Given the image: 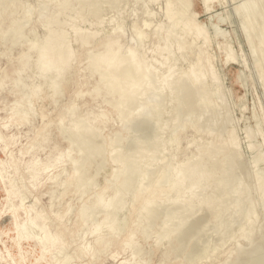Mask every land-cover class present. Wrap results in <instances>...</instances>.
Listing matches in <instances>:
<instances>
[{
    "label": "rangeland",
    "instance_id": "rangeland-1",
    "mask_svg": "<svg viewBox=\"0 0 264 264\" xmlns=\"http://www.w3.org/2000/svg\"><path fill=\"white\" fill-rule=\"evenodd\" d=\"M168 1L183 12H179V19L166 14L165 5ZM174 1H181L183 6ZM180 1L0 0V264H264V44L261 46V42H264V0ZM184 8L188 12L183 11ZM185 19H192L194 28L179 36L181 21H187ZM50 29H54L52 33L48 31ZM55 29L60 32H53ZM63 31L70 36V46L76 56L64 79L55 87V81L61 78L66 65L64 62H60L61 65H51L43 79L38 76L41 63L37 59L48 32L49 35H66ZM173 32L176 33L172 34ZM86 35H89V41L81 45L79 42L86 40ZM161 36L163 38L160 39ZM107 41L117 42L121 50L130 46L136 53L141 52L143 61L149 60L151 69L155 68L150 74L157 77L153 79L149 75L152 80L147 77L149 80L146 82L151 81V85L145 82L142 86H145V91L149 94L140 87L136 93L142 94H136L138 98L131 105L118 108L120 110L111 106V102L119 97L118 94L112 97L108 91H102L98 95L91 93L94 86L99 85L98 80L106 75V71L102 68L97 71L100 74L92 72L88 65L89 59L102 51L103 44ZM193 65L203 67L207 73L204 83L211 92L208 90L206 105L201 104L199 108L197 100L194 102L196 109L190 110L186 103L179 104L176 97L170 98L164 91H160L163 95H156L154 91L158 89L152 90L159 85L158 76L165 74V69L174 68L173 72L179 75ZM211 70L214 71V78H211ZM55 75L57 79L53 78ZM37 83L40 85L39 93L33 95L31 92ZM151 86L152 92L149 89ZM139 95L146 102L154 99V104H150L152 108L148 105L150 102L146 104ZM161 95L164 96L163 100ZM135 101L137 102L134 103ZM143 104L150 106V111L143 109ZM130 106L134 108L131 109ZM129 108L130 111H127ZM133 110L135 114L132 112L130 115ZM125 114L135 117L130 119ZM223 116H226V120ZM79 129H83L82 132L86 129L84 134L81 132L83 136L78 134ZM70 131H74L76 135ZM89 133H95L96 137ZM155 138H160V141ZM230 139L233 147L229 145ZM210 141L229 148L220 153L215 148L212 149ZM85 142L87 146L84 145ZM205 142L206 148L203 146ZM90 143L93 145L90 146ZM223 153L230 158L227 156L228 159H224ZM210 160L218 162V167L214 169L216 171L211 174L210 180L201 183L202 177L199 178L198 175L202 176ZM14 164L18 166L16 169ZM30 164H35V170L39 172L34 183ZM188 164L194 166L190 167ZM182 165L188 170L193 168V171L196 166L203 171L198 170V173H202L195 174L197 170H185L188 172L186 173L183 172ZM126 167L129 168L128 174ZM121 171L124 173V180L118 182L116 174ZM189 172L197 175L195 185L198 188L192 186L191 189L185 180ZM181 173L182 176H178ZM171 176L176 180H172ZM165 179L174 181L171 182L173 185ZM257 179H261L263 183H259L263 186H258ZM148 190H151L149 194ZM242 190H245L244 193ZM108 196H117V199L122 200L123 206L117 210L109 208L105 213L99 210L100 206H96L94 202L98 197L109 199ZM138 196H142L143 204L137 203ZM198 197L201 203L197 200ZM204 198H207L206 201ZM207 201L212 203L208 205ZM147 203L150 204L146 205ZM85 206L86 210L83 209ZM183 206V210L180 209ZM108 212L111 214L107 217ZM173 215L175 217L171 218ZM37 216L41 226H28V235L18 236L17 225L29 223ZM164 216L166 220H163ZM98 222L101 226L98 234L105 241L103 247L98 246L96 233L92 230L95 228L94 223L97 226ZM111 223H116V231L111 232L109 229ZM162 225L166 227L163 228ZM41 227L50 231V234L59 236V243L44 248ZM167 230L170 231L166 232ZM129 238L131 241L128 242ZM59 245H62L63 250L59 249Z\"/></svg>",
    "mask_w": 264,
    "mask_h": 264
},
{
    "label": "bare ground",
    "instance_id": "bare-ground-1",
    "mask_svg": "<svg viewBox=\"0 0 264 264\" xmlns=\"http://www.w3.org/2000/svg\"><path fill=\"white\" fill-rule=\"evenodd\" d=\"M67 1V0H66ZM79 1V0H78ZM81 1V0H80ZM83 1V0H82ZM127 1V0H126ZM157 1V0H156ZM167 1V0H166ZM180 1V0H179ZM185 1H187V0H185ZM87 2V1H86ZM104 2V1H103ZM121 2V1H120ZM120 2H119V5H120ZM136 2V1H135ZM174 2H177V1H174ZM181 2V1H180ZM180 2H177V3H179V4H181ZM183 2V1H182ZM44 3V2H43ZM78 3V2H77ZM185 3V2H184ZM262 3V2H261ZM66 4V3H65ZM79 4H80V2H79ZM100 4H101V2H100ZM178 4V5H179ZM94 5V4H93ZM107 5V4H106ZM113 5V4H112ZM118 5V6H119ZM185 5V4H184ZM186 5H188V4H186ZM263 5V4H262ZM44 6V5H43ZM82 6H84V5H82ZM180 6V5H179ZM181 6H183V4H181ZM189 6V5H188ZM111 7V6H110ZM114 7V6H113ZM124 7H125V5H124ZM73 8V7H72ZM77 8V7H76ZM107 8V7H106ZM181 8H183V7H181ZM185 8H186V6H185ZM183 9V11H185L186 9ZM189 8V7H188ZM93 9V8H92ZM109 9V8H108ZM115 9H117V8H115ZM115 9H114V11H115ZM45 10V9H44ZM87 10V9H86ZM63 11V10H62ZM79 11V10H78ZM77 11V12H78ZM95 11V10H94ZM103 11V10H102ZM101 11V12H102ZM187 11V10H186ZM86 12V11H85ZM118 12H120V11H118ZM165 12H166V14H169L170 16H171V18H176V19H179V9L177 8V6H175L172 2H170V1H168L167 3H166V5H165ZM182 12V11H181ZM180 12V13H181ZM188 12V11H187ZM73 13H74V10H73ZM79 13H81V12H79ZM78 13V14H79ZM103 13V12H102ZM115 13V12H114ZM148 13V12H147ZM183 13V12H182ZM77 14V15H78ZM57 15V14H56ZM64 15V14H63ZM82 15V14H81ZM115 15V14H114ZM165 15V14H164ZM186 15V14H185ZM189 15H191L190 13H189ZM70 16V15H69ZM103 16V15H102ZM118 16V15H117ZM168 16V15H167ZM263 16V15H262ZM56 17V16H55ZM64 17H65V15H64ZM82 17V16H81ZM110 17V16H109ZM166 17V16H165ZM183 17H184V15H183ZM72 18V17H71ZM75 18V17H74ZM85 18V17H84ZM94 18V17H93ZM107 18V17H106ZM168 18V17H167ZM180 18H182V16L180 15ZM186 18V17H185ZM69 19V18H68ZM73 19V18H72ZM71 19V20H72ZM80 19V18H79ZM112 19H114V18H112ZM189 19H190V16H189ZM187 20V19H185V20H187V21H181L180 23H181V28H180V32L178 33V35L179 36H182L184 33H187L189 30H193V28H194V26H193V21H191V20ZM53 20V19H52ZM63 20H65V19H63ZM77 20V19H76ZM103 20V18L101 19V21ZM110 20V19H109ZM115 20V19H114ZM181 20V19H180ZM23 21V20H22ZM68 21V20H67ZM72 21H74V20H72ZM82 21V20H81ZM113 21V20H112ZM18 22H20V21H18ZM65 22H66V20H65ZM89 22V21H88ZM56 23V22H55ZM61 23V22H60ZM94 23V22H93ZM103 23V22H102ZM101 23V24H102ZM21 24V23H20ZM54 24V23H53ZM68 24H69V22H68ZM87 24V23H86ZM95 24V23H94ZM99 24H100V21H99ZM45 25V24H44ZM50 24H48V26H49ZM55 25V24H54ZM66 25V24H65ZM75 25V24H74ZM101 26V25H100ZM47 27V26H46ZM87 27H88V25H87ZM17 28V27H16ZM15 28V29H16ZM52 28V27H51ZM81 28V27H80ZM79 28V29H80ZM14 29V28H13ZM60 29V28H59ZM197 29V28H196ZM8 30H9V28H8ZM17 30H19V29H17ZM16 30V31H17ZM21 30H23V29H21ZM52 30H54V29H52ZM52 30L50 29V30H48L50 33H52ZM56 31H53V32H57V30L58 29H55ZM81 30V29H80ZM88 30V29H87ZM111 30V29H110ZM160 30V29H159ZM14 31V30H13ZM12 31V32H13ZM60 31H61V29H60ZM59 30H58V32H60ZM79 31V30H78ZM78 31H76V32H78ZM84 31V30H83ZM86 31V30H85ZM90 31V30H89ZM195 31V30H194ZM19 32H20V30H19ZM23 32V31H22ZM48 32V37L47 38H45L46 39V42H45V44L43 45V47L42 48H40V50H39V58L37 59V61L39 62V63H41V72H40V74H38V76L39 77H42L43 78V76H45L44 75V73L46 74V72H47V69L51 66V65H54V64H57V63H59L60 64V62L62 63V62H64L63 64H65L66 65V68H64L65 70H61L62 71V76L61 75H59V76H61V78H59V80H56L55 81V87H57L59 84H60V82L64 79V76H65V73L67 72V71H69L70 70V68H71V62H73V60H74V58H75V53H74V51H73V49H72V47L70 46V36H67L68 35V33L66 34V31H63V32H65V34L66 35H64V34H60V33H62V31L60 32V33H58V34H60V35H49L50 33ZM73 32V31H72ZM79 32H81V34H82V30L81 31H79ZM87 32V31H86ZM91 32V31H90ZM155 32V31H154ZM157 32V31H156ZM199 32H201L200 31V28H199ZM89 33V32H88ZM92 33V32H91ZM176 32H173L172 34H175ZM10 34V33H9ZM15 34V33H14ZM13 34V36H15ZM17 34H18V32H17ZM55 34V33H54ZM57 34V33H56ZM95 34H96V32H95ZM98 34H99V32H98ZM138 34V33H137ZM140 34V33H139ZM169 34V33H168ZM245 34V33H244ZM19 35V34H18ZM22 35V34H21ZM80 35V34H79ZM85 35V34H84ZM91 35V34H90ZM177 35V36H178ZM248 35V34H247ZM82 36V35H81ZM87 36V35H86ZM86 36H84L85 37V39L86 40H84V41H82V42H79L81 45H85L86 43H88V41H89V35L87 36V38H86ZM92 36V35H91ZM93 36H94V33H93ZM159 36V35H158ZM169 37H170V35H168ZM174 36V35H173ZM198 36V35H197ZM250 36V35H249ZM248 36V37H249ZM45 37V36H44ZM79 37V36H78ZM175 38H176V36H174ZM21 38V37H20ZM81 38V37H80ZM160 39L161 38H163L162 36L161 37H159ZM172 38V37H171ZM178 38H180V37H178ZM263 38H264V36H263ZM12 39V38H11ZM246 39H247V36H246ZM34 40V39H33ZM32 40V41H33ZM72 40H73V38H72ZM77 40V39H76ZM168 40V39H167ZM79 41V40H78ZM81 41V40H80ZM139 42H140V40H138ZM169 41V40H168ZM177 41V40H176ZM178 41H180V39L178 40ZM264 41V40H263ZM34 42V41H33ZM73 42H75V41H73ZM32 43V42H31ZM175 43H177V42H175ZM174 43V44H175ZM250 43V42H249ZM139 44V43H138ZM172 44V43H171ZM253 44V43H252ZM263 44H264V42L262 43L261 42V46H263ZM35 45V44H34ZM166 45H167V43H166ZM176 45V44H175ZM178 48H179V46H180V42H178ZM182 45V44H181ZM32 46H33V43H32ZM42 46V45H41ZM170 46V45H169ZM252 46V45H251ZM258 46V45H257ZM29 47V46H28ZM31 47V46H30ZM33 47H35V46H33ZM33 47H31L30 49H33ZM36 47H38V46H36ZM168 47V46H167ZM256 47V46H255ZM259 48V47H258ZM263 48H264V46H263ZM166 49H168V48H166ZM36 50V49H35ZM170 50V49H169ZM172 50V49H171ZM262 50V49H261ZM264 50V49H263ZM173 51V50H172ZM153 52V51H152ZM169 52V51H168ZM259 52H260V50H259ZM262 52V51H261ZM141 53V52H140ZM140 53H136L135 51H133V49H132V47H128V48H126L125 50H121L120 49V46H118L117 45V42H109V41H107L106 43H104L103 44V50L102 51H100L94 58H90L89 59V63H88V65H89V67H91V69H92V72H96L97 73V71L99 70V69H102V68H104L105 69V73H106V75H104V77H102V75H99V77H102V78H100L99 80H98V82H100L99 83V85H97L96 87L94 86V88H93V90H91V93L92 94H94V95H98V94H100V93H102V91H108L109 92V96H112L113 97V95L115 96L116 94H118V98H117V100L115 101V100H111L112 102H111V106L114 108V109H118V108H120L121 106L123 107L124 105H128V104H130L131 105V103L133 102V100H136L137 98H136V94H140L141 92H137L136 93V91H138V89L140 88V87H142L144 84H145V82H146V80H149L151 77H152V74H150L151 73V70L153 69V70H155V68H153L152 67V69H151V67H150V61L149 60H147L146 62L145 61H143V55H141ZM154 53V52H153ZM175 53V52H174ZM169 54H170V52H169ZM263 54V53H262ZM261 54V55H262ZM184 55V54H183ZM230 55V54H229ZM171 56V55H170ZM173 56V55H172ZM260 56V55H259ZM263 56V55H262ZM22 57V56H21ZM25 57V56H24ZM26 58V61H27V57H25ZM154 58V57H153ZM200 58H202V57H200ZM232 58V57H231ZM263 58V57H262ZM164 59V58H163ZM166 59H168V54H167V58ZM165 59V60H166ZM206 59V58H205ZM156 60V59H155ZM198 60V59H197ZM158 61V60H157ZM168 61V60H167ZM174 61H175V58H174ZM174 61H172V62H174ZM177 61V60H176ZM199 61V60H198ZM193 62V61H192ZM167 63V62H166ZM62 64V65H63ZM174 64V63H173ZM24 65H25V63H24ZM61 65V64H60ZM87 65V64H86ZM152 65V64H151ZM56 66V65H55ZM154 66V65H153ZM60 67V66H59ZM63 67H64V65H63ZM172 67V66H171ZM38 68V67H37ZM53 68V67H52ZM175 68H177V67H175ZM158 69V68H157ZM157 69H156V73H157ZM170 68H168L166 71L164 70V73L165 74H163V75H161L160 74V76H158L159 75V73L158 74H156L157 76H158V79H157V82H158V86L157 87H155L154 89H152V86H151V88H149L150 89V91H151V89L154 91L156 88L158 89V90H155L154 92H155V94L157 95V94H162L163 95V93L165 92V93H167V95L171 98V97H176L178 100V102H179V104H187V106L189 107V109L190 110H192V109H196V106H195V104H194V102L195 101H197L198 100V105H199V108L203 105V104H205L206 105V101L208 100V96H209V93H208V90H210L209 92H211V89H209L208 88V86L204 83V78H205V75L207 74L206 73V70H204V68L203 67H194V65L193 66H190L189 67V69L188 70H186V71H184V72H181V74H179V75H177L176 73H174L173 72V70H174V68L173 69H171V70H169ZM178 69V68H177ZM179 70H180V68H179ZM59 71V70H58ZM178 71V70H177ZM55 72V71H54ZM53 72V73H54ZM152 72H154V71H152ZM159 72V71H158ZM176 72V71H175ZM211 72H212V74H210V75H212L211 76V78H214L213 76H215V74H214V71H212L211 70ZM210 72V73H211ZM163 73V72H162ZM48 74V73H47ZM97 74H100V73H97ZM154 74V73H153ZM149 75H151L150 76V78L148 77ZM37 76V75H36ZM49 76V75H48ZM217 76V75H216ZM55 77V79H57L56 77V75L55 76H53V78ZM147 77L149 78V79H147ZM52 78V77H51ZM153 79L155 78L154 76L152 77ZM157 78V77H156ZM155 78V79H156ZM44 79V78H43ZM159 79H161L160 81H158ZM216 79V78H215ZM215 79H213V80H215ZM150 80H152V79H150ZM212 81V80H211ZM53 82H54V80H53ZM151 83V81H147L146 83ZM154 82V81H153ZM156 82V81H155ZM154 82V83H155ZM216 82V81H215ZM214 82V83H215ZM219 82V81H218ZM1 83V82H0ZM149 83V84H150ZM153 83V84H154ZM213 83V82H212ZM38 84V83H37ZM152 84V85H153ZM217 84V83H216ZM220 84V83H219ZM51 85V84H50ZM148 85V84H147ZM151 85V84H150ZM157 84H155V85H153V86H156ZM218 85V84H217ZM215 85H213V87H214ZM219 86V85H218ZM145 87V86H144ZM144 87H142V88H144ZM149 87V86H148ZM39 88H40V85L38 84V85H36L34 88H33V90H32V92H31V94H33V95H38V93H39ZM219 88H221V87H219ZM59 89V88H58ZM56 90H57V88H56ZM55 90V91H56ZM60 90V89H59ZM146 90H148V88H146ZM214 90V89H213ZM61 91V90H60ZM143 91H145V88H144V90ZM160 91H164L163 93H161ZM217 91V90H216ZM146 92V91H145ZM152 92V91H151ZM220 92V91H219ZM61 93V92H60ZM106 93V92H105ZM144 93V92H143ZM147 93V92H146ZM145 93V94H146ZM212 93H214V92H212ZM216 93V92H215ZM218 93V92H217ZM142 94V93H141ZM147 94H149V92L147 93ZM155 94H154V96H155ZM219 94V93H218ZM81 95V94H80ZM153 95V94H152ZM162 95H161V98H162V100H163V97L165 96V94H164V96L162 97ZM166 95V96H167ZM212 95V94H211ZM221 95V93L219 94V96ZM138 96V95H137ZM140 96V95H139ZM142 96V95H141ZM140 96V98H142ZM145 96V95H144ZM165 96V98H167ZM111 97V98H112ZM145 97H148L147 95L145 96ZM144 97V98H145ZM216 97H218V95L216 94ZM223 97V96H222ZM136 98V99H135ZM175 98V99H176ZM195 98V99H194ZM143 99V98H142ZM141 99V100H142ZM146 99V98H145ZM148 99V98H147ZM174 99V98H173ZM217 99V98H216ZM219 99V98H218ZM217 99V100H218ZM154 100V99H153ZM153 100H151V102L149 103V102H146L144 99L142 100V101H145L146 102V104H148V105H150V104H154V103H152L153 102ZM160 100V99H159ZM220 100V99H219ZM110 101V100H109ZM142 101H141V103H142ZM173 101H175V100H173ZM172 101V102H173ZM222 101V100H221ZM137 101H135L134 103H136ZM164 102V101H163ZM176 102V101H175ZM178 102H176V103H178ZM209 103V102H208ZM223 103V102H222ZM172 104V103H171ZM170 104V105H171ZM196 104V105H197ZM202 104V105H201ZM134 105V104H133ZM140 105V104H139ZM144 105V104H143ZM143 105H142V108L144 109V108H149V109H151L152 108V105H150L151 106V108H150V106H146V105H144V107H143ZM176 105H178V104H176ZM223 105V104H222ZM183 106V105H182ZM210 106V105H209ZM224 106V105H223ZM121 107V108H122ZM131 107V109H133L134 108V106H133V108H132V106H130ZM138 107V106H137ZM137 107H135V108H137ZM156 107V106H155ZM158 107V106H157ZM184 107V106H183ZM211 107V106H210ZM140 108H141V106H140ZM170 108V107H169ZM173 108V107H172ZM177 108V107H176ZM175 108V109H176ZM181 108L182 107H180V110H181ZM187 108V107H186ZM214 108V107H213ZM220 108V107H219ZM127 109V108H126ZM143 109H141V110H143ZM148 109V110H149ZM226 109H227V106H226ZM118 110H120V109H118ZM123 110V109H122ZM137 111H138V109H136ZM140 110V109H139ZM140 110V111H141ZM155 110H157V109H155ZM163 110V109H162ZM180 110H177L178 112H180ZM218 109H215V111H217ZM220 110V109H219ZM224 110V109H223ZM124 111V110H123ZM127 111H130V108L127 110ZM127 111H126V114H127ZM137 111H136V114H137ZM147 111V110H146ZM150 111V110H149ZM158 111V110H157ZM209 111V110H208ZM132 112L134 113V110L133 111H131V113H130V115L132 114ZM144 112H145V110H144ZM156 112V111H155ZM154 112V113H155ZM181 112H182V110H181ZM207 112V111H206ZM229 112V111H228ZM122 113V112H121ZM139 113V112H138ZM146 113V112H145ZM150 113V112H149ZM217 113V112H216ZM124 115V116H128V115ZM135 114V113H134ZM148 113H146V115H147ZM159 114V113H158ZM209 114H210V112H209ZM218 114V113H217ZM224 114V113H223ZM130 115L128 116V117H130ZM169 115V114H168ZM171 115V114H170ZM173 115V114H172ZM177 115V114H176ZM180 115V114H179ZM212 115H214V114H212ZM229 115V114H228ZM105 116V115H104ZM218 116V115H217ZM219 116H220V114H219ZM132 118H134L135 117V115H133V116H131ZM130 117V119H132ZM157 117V116H156ZM174 117V116H173ZM177 117V116H176ZM176 117H174V118H176ZM188 117H189V115H188ZM206 117V116H205ZM214 117V116H213ZM224 117V116H223ZM226 117V116H225ZM225 117H224V119H225ZM228 117V116H227ZM82 117H80V119H81ZM166 118H168V117H166ZM191 118V117H190ZM211 118V117H210ZM231 118V117H230ZM126 119V118H125ZM124 119V120H125ZM138 119H139V117H138ZM143 119V118H142ZM165 119V118H164ZM163 119V121L165 122V120ZM168 119H170V118H168ZM209 119V118H208ZM207 119V120H208ZM84 120V119H83ZM82 120V121H83ZM128 121H130L129 120V118L127 119ZM134 120V119H133ZM132 120V121H133ZM136 120V119H135ZM144 120V119H143ZM148 120V119H147ZM156 120V119H155ZM202 120V119H201ZM200 120V121H201ZM226 120V119H225ZM230 120V119H229ZM79 121V120H78ZM77 121V122H78ZM81 121V120H80ZM85 121V120H84ZM131 121V122H132ZM160 121V120H159ZM173 121V120H172ZM171 121V122H172ZM211 121H212V119H211ZM86 122V121H85ZM120 122V121H119ZM124 122H126V120L124 121ZM154 122V121H153ZM202 122V121H201ZM230 122V121H229ZM228 122V123H229ZM80 123V122H79ZM78 123V124H79ZM128 123V122H127ZM156 123H158L157 121H156ZM163 123V122H162ZM169 123V122H168ZM203 123V122H202ZM208 123V122H207ZM211 122H209V124H210ZM215 123V122H214ZM159 124V123H158ZM172 124V123H171ZM194 124V123H193ZM206 124V123H205ZM216 124V123H215ZM214 124V125H215ZM74 125H75V123H74ZM87 125V124H86ZM153 125V124H152ZM164 125V124H163ZM201 125V124H200ZM204 125V124H203ZM223 125H225V124H223ZM62 126V125H61ZM167 126V125H166ZM205 126V125H204ZM204 126H202V127H204ZM210 126V125H209ZM208 126V127H209ZM89 127V126H88ZM88 127H86V129L88 128ZM154 127V126H153ZM162 127V126H161ZM171 127V126H170ZM202 127H201V129H202ZM84 128H85V125H84ZM155 128V127H154ZM205 128H206V126H205ZM211 128V127H210ZM210 128H209V130H210ZM86 129H85V131H86ZM89 129V128H88ZM94 129V128H93ZM163 129V128H162ZM178 129V128H177ZM200 129V128H199ZM200 129V130H201ZM212 129V128H211ZM234 129V128H233ZM70 130H72L71 128H70ZM73 130H74V128H73ZM77 130V129H76ZM75 130V131H76ZM80 130V129H79ZM78 130V131H79ZM83 130V129H82ZM82 130H80V133H78L79 135L81 134V132H82ZM89 130H91V129H89ZM98 130V129H97ZM158 130H160V129H158ZM165 130V129H164ZM167 130V129H166ZM224 130V129H223ZM85 131H83V132H85ZM152 131V130H151ZM161 131V130H160ZM169 131V130H168ZM172 131V130H171ZM71 133H73L72 131H70ZM82 132V133H83ZM170 132V131H169ZM75 133V132H74ZM73 133V134H74ZM92 134H93V130H92V132H91ZM91 133H89L92 137L95 135V133H94V135H92ZM97 133V132H96ZM120 133V132H119ZM156 133H158V132H156ZM77 134V135H78ZM84 134V133H83ZM86 134V133H85ZM88 134V133H87ZM131 134V133H130ZM152 134H153V132H152ZM155 134V133H154ZM158 134H160V133H158ZM169 134V133H168ZM232 134V133H231ZM75 135H76V133H75ZM82 135V134H81ZM89 135V136H90ZM151 135V134H150ZM167 135V134H166ZM171 135V134H170ZM236 134H234V136H235ZM74 136V135H73ZM83 136V135H82ZM88 136V137H89ZM90 136V138H92ZM113 136V135H112ZM232 136V135H231ZM76 137V136H75ZM87 137V136H86ZM95 137H96V135H95ZM120 137H121V135H120ZM119 137V138H120ZM156 137V136H155ZM169 137V136H168ZM198 137V136H197ZM230 137V136H229ZM90 138H88L89 139V142H90ZM129 138V137H128ZM151 138V137H150ZM160 138H161V136H160ZM160 138H157L158 140L160 139ZM164 138V137H163ZM166 138V137H165ZM194 138V137H193ZM82 139V138H81ZM84 139V138H83ZM114 139V138H113ZM121 139V138H120ZM156 139V138H155ZM156 139V140H157ZM167 139V138H166ZM175 139V138H174ZM232 140H233V138H231ZM230 139V140H231ZM235 139V138H234ZM87 140V139H86ZM85 140V141H86ZM95 140V139H94ZM93 140V141H94ZM117 140V139H116ZM163 140V139H162ZM165 140V139H164ZM170 140V139H169ZM198 140H199V138H198ZM230 141L229 142V145H231L232 146V144H233V141ZM83 141V140H82ZM144 141V140H143ZM147 141V140H146ZM149 141H150V139H149ZM160 141V140H159ZM175 141V140H174ZM237 141V140H236ZM84 142V141H83ZM103 142V141H102ZM117 142H119V140L117 141ZM164 142V141H163ZM192 142V141H191ZM195 142V141H194ZM87 142H85L84 143V145L86 144ZM92 143V142H91ZM89 144L90 146L91 145H93L94 144V142H93V144ZM150 143V142H149ZM157 143V142H156ZM166 143H168V142H166ZM165 143V144H166ZM210 143L212 144V149H216V150H218V152H222V151H224V150H226L227 148H229V147H223V145L222 146H218L215 142H213V141H210ZM209 142L207 143V144H210ZM98 144V143H97ZM144 144V143H143ZM160 143H158V145H159ZM161 144H162V142H161ZM160 144V145H161ZM164 144V143H163ZM164 144V145H165ZM175 144V143H174ZM191 144V143H190ZM204 144H206V142L205 143H203V146L205 147L206 145H204ZM72 144H70V146H71ZM88 144H86V146H87ZM103 145V144H102ZM112 145H114V144H112ZM150 145V144H149ZM169 145H170V143H169ZM173 145V144H172ZM178 145V144H177ZM69 146V147H70ZM85 146V147H86ZM99 146V145H98ZM151 146V145H150ZM155 146V145H154ZM200 146V145H199ZM210 146L211 145H209V148H210ZM235 146V145H234ZM68 147V148H69ZM93 147V146H92ZM141 147V146H140ZM197 147H198V145H197ZM207 147V146H206ZM205 147V148H206ZM233 147V146H232ZM32 148V147H31ZM88 148V147H87ZM146 148V147H145ZM149 148V147H148ZM163 148V147H162ZM169 148V147H168ZM168 148H166V149H168ZM173 148V147H172ZM210 148V149H211ZM70 149H71V147H70ZM95 149H96V147H95ZM161 149V148H160ZM164 149V148H163ZM175 149H176V147H175ZM195 149V148H194ZM29 150V149H28ZM92 150V149H91ZM103 150H105V149H103ZM136 150V149H135ZM151 150H152V147H151ZM173 150V149H172ZM208 150V149H207ZM207 150H204V151H207ZM90 151V150H89ZM98 150L96 149L95 150V152H97ZM143 151V150H142ZM174 151V150H173ZM196 151V150H195ZM197 151H198V148H197ZM227 151V150H226ZM92 152H94V151H92ZM102 152V151H101ZM100 152V153H101ZM104 152V151H103ZM102 152V153H103ZM112 152V151H111ZM117 152V151H116ZM121 151H119V153H120ZM166 152V151H165ZM167 152H168V150H167ZM209 152V151H208ZM122 153V152H121ZM133 154H135L134 153V151L132 152ZM137 153V152H136ZM156 153V152H155ZM160 153V152H159ZM162 153V152H161ZM160 153V154H161ZM173 153V152H172ZM189 153H191V152H189ZM212 153V152H211ZM228 153V152H227ZM143 154V153H142ZM146 154H149V153H146ZM159 154V155H160ZM191 154H193V153H191ZM197 154V153H196ZM213 154H215V152L213 153ZM216 154H218V153H216ZM70 155V154H69ZM113 155V154H112ZM122 155V154H121ZM132 155V154H131ZM137 154H135V156H136ZM190 155V154H189ZM254 155H256V154H254ZM65 156V155H64ZM120 156V155H119ZM125 156V155H124ZM134 156V155H133ZM134 156V157H135ZM148 156V155H147ZM164 156V155H163ZM193 156V155H192ZM195 156V155H194ZM211 156V155H210ZM215 156V155H214ZM217 156V155H216ZM215 156V157H216ZM223 157H224V159L226 158V159H228L227 158V156L229 157V155L228 154H226V153H223V155H222ZM260 156V155H259ZM137 158H138V156H136ZM142 157V156H141ZM150 157V156H149ZM168 157V156H167ZM197 157H198V155H197ZM238 157V156H237ZM258 157V156H257ZM37 158V157H36ZM60 158V157H59ZM104 158V157H103ZM111 158V157H110ZM116 158V157H115ZM137 158H134V159H137ZM161 158V157H160ZM170 158V157H169ZM186 158V157H185ZM206 158V157H205ZM210 158V157H209ZM230 158V157H229ZM70 159V158H69ZM116 159H119V157H117ZM123 159H124V157H123ZM129 159V158H128ZM142 159V158H141ZM154 159V158H153ZM191 159H192V157H191ZM194 159H196V158H194ZM220 159V158H219ZM222 159V158H221ZM260 159V158H259ZM35 160L36 159H34V163H35ZM111 160V159H110ZM121 160V159H120ZM139 160V159H138ZM152 160V159H151ZM170 160H171V158H170ZM186 160V159H185ZM56 161V160H55ZM127 161V160H126ZM141 161V160H140ZM157 161V160H156ZM174 161V160H173ZM222 161V160H221ZM220 161V162H221ZM233 161V160H232ZM256 161V160H255ZM259 161V160H258ZM257 161V162H258ZM37 162V161H36ZM49 162V161H48ZM135 162V161H134ZM181 162V161H180ZM180 162H177V163H180ZM183 162V161H182ZM185 162H187V160L185 161ZM184 162V163H185ZM199 162H200V164H202L201 163V161L199 160ZM207 162V161H206ZM210 163H207L208 165L204 168V172L202 173V176L201 175H198L199 176V178L200 177H202V178H200V180L202 179L203 181L201 182V183H204V181H208V180H210V178H211V174L214 172V171H216V170H214L215 168H217L218 166H217V164L216 163H218V162H216V163H214L213 161L211 162V160L209 161ZM225 162V161H224ZM229 162V161H228ZM72 163V162H71ZM124 163V162H123ZM137 163V162H136ZM144 163V162H143ZM149 163V162H148ZM227 163V162H226ZM52 164V163H51ZM78 164H80V163H78ZM121 164V163H120ZM128 164V163H127ZM181 164V163H180ZM186 164V163H185ZM184 164V165H185ZM198 164V163H197ZM234 164V163H233ZM124 165V164H123ZM150 165V164H149ZM155 165V164H154ZM165 165V164H164ZM179 165V164H178ZM188 165H190V164H188ZM227 165V164H226ZM73 166V165H72ZM82 166V165H81ZM144 166H146V165H143V167ZM158 166V165H157ZM168 166V165H167ZM180 166V165H179ZM183 166V165H182ZM181 166V167H182ZM186 166H187V164H186ZM186 166H183L182 167V170H183V172L186 170H188L187 169V167ZM191 166H194V164L192 165H190V167ZM197 166H199V165H197ZM236 166V165H235ZM18 166H17V164H14V168L16 169ZM46 167H50V166H46ZM46 167H45V169H46ZM139 167V166H138ZM175 167H176V165H175ZM181 167H180V169H181ZM189 167V168H190ZM203 167H204V165H203ZM223 167H225V166H223ZM30 168L33 170V172L31 173V178H32V182L34 183L36 180H37V177H38V174H39V172H38V170L36 169L35 170V164H30ZM74 168V167H73ZM83 168V167H82ZM128 167H126V169H127ZM178 168V167H177ZM195 168V170H193V171H196L197 170V173L195 172V174H201V173H198V172H200V171H198V170H201V171H203V169H198L196 166L194 167ZM197 168V169H196ZM129 169V168H128ZM128 169L126 170V173H127V171H128ZM191 169H193V168H190V170ZM227 169V168H226ZM73 170H75V169H73ZM122 170V169H121ZM138 170V169H137ZM177 170V169H176ZM190 170H188V171H190ZM233 170V169H232ZM98 171V170H97ZM132 171V170H131ZM142 171V170H141ZM141 171H139V172H141ZM160 171V170H159ZM185 171V172H186ZM192 171V170H191ZM192 171V172H193ZM75 172H77L76 170H75ZM138 172V171H137ZM143 172V171H142ZM226 172V171H225ZM119 173V172H118ZM116 174V180L118 181V182H122L123 180H124V173L121 171V173L120 174ZM132 173H133V171H132ZM169 173V172H168ZM170 173H172L173 174V172H170ZM186 173H188V172H186ZM84 174V173H83ZM128 174V173H127ZM126 174V175H127ZM137 174V173H136ZM139 174H141V173H139ZM138 174V175H139ZM146 174V173H145ZM165 174V173H164ZM176 173H174V175H175ZM193 175V173H190L189 172V175L187 176V178L185 177V174H183L184 175V177L186 178H184L185 180H187V182L189 183V187L191 188L192 186H196L195 184H197V179H196V177L195 176H197V175ZM75 175V174H74ZM131 175H133V174H131ZM143 175V174H142ZM161 175V174H160ZM170 175V174H169ZM173 175V176H174ZM178 175V174H177ZM178 176H182V173L180 174V175H178ZM215 176V175H214ZM226 176V175H225ZM167 177H170V176H167ZM172 177V176H171ZM177 177V176H176ZM160 178V177H159ZM173 178V177H172ZM172 178H168L169 180H171ZM178 178V177H177ZM181 178V177H180ZM198 178V177H197ZM232 178V177H231ZM260 178V177H259ZM262 178V177H261ZM80 179V178H79ZM86 179V178H85ZM128 179V178H127ZM136 179V178H135ZM183 179V178H182ZM183 179V180H184ZM212 179H213V177H212ZM237 179V178H236ZM166 180V179H165ZM169 180H166V181H168L171 185H173L171 182H174V181H169ZM172 180H176L175 178H173ZM199 180V181H200ZM224 180V179H223ZM231 180V179H230ZM258 180V186H259V184L262 182L261 181V179H260V181H259V179H257ZM15 181V180H14ZM52 181H53V179H52ZM63 181V180H62ZM61 181V182H62ZM91 181V180H90ZM90 181H88V182H90ZM135 181V180H134ZM154 181V180H153ZM179 181V180H178ZM228 181V180H227ZM234 181V180H233ZM239 181V180H238ZM57 182V181H56ZM86 182V181H85ZM92 182V181H91ZM260 182V183H259ZM137 183V182H136ZM177 183V182H176ZM223 183V182H222ZM263 183V182H262ZM261 183V184H262ZM63 184V183H62ZM124 184V183H123ZM164 184V183H163ZM178 184V183H177ZM176 184V185H177ZM182 184V183H181ZM207 184V183H206ZM225 184V183H224ZM241 184V183H240ZM260 184V185H261ZM30 185V184H29ZM60 185H61V183H60ZM140 185V184H139ZM138 185V186H139ZM148 185H149V183H148ZM155 185V184H154ZM176 185H174V186H176ZM199 185V184H198ZM219 185V184H218ZM236 185H238V184H236ZM32 186V185H31ZM89 186V185H88ZM151 186H152V184H151ZM169 186V185H168ZM202 186V185H201ZM205 186V185H204ZM226 186V185H225ZM234 186V185H233ZM232 186V187H233ZM261 186H263V185H261ZM135 187V186H134ZM145 187V186H144ZM177 187V186H176ZM197 187V186H196ZM237 187V186H236ZM243 187V186H242ZM118 188V187H117ZM150 188V187H149ZM153 188V187H152ZM193 188V187H192ZM191 188V189H192ZM198 188V187H197ZM231 188V187H230ZM235 188V187H234ZM238 188V187H237ZM240 188V187H239ZM262 188V187H261ZM125 189V188H124ZM148 189V188H147ZM180 189V188H179ZM182 189V188H181ZM205 189V188H204ZM241 189V188H240ZM240 189H238V190H240ZM245 189V188H244ZM10 190V189H9ZM88 190V189H87ZM189 190V189H188ZM201 190V189H200ZM203 190V189H202ZM235 190V189H234ZM149 191V190H148ZM147 191V192H148ZM151 191V190H150ZM150 191L148 192V194L150 193ZM196 191H198V190H196ZM232 191V190H231ZM243 191V190H242ZM245 191V190H244ZM244 191H243V193H244ZM121 192V191H120ZM145 192V191H144ZM189 192H190V190H189ZM188 192V193H189ZM202 192V191H201ZM235 191H233V193H234ZM21 193H22V191H21ZM85 193V192H84ZM125 193V192H124ZM180 193V192H179ZM198 193V192H197ZM205 193V192H204ZM216 193H217V191H216ZM230 193V192H229ZM235 193H237V192H235ZM59 194V193H58ZM114 194V193H113ZM116 194V193H115ZM120 194V193H119ZM118 194V195H119ZM136 194L137 193H135V195L134 196H136ZM139 194V193H138ZM141 194H143L142 192H141ZM156 194V193H155ZM178 194V193H177ZM184 194V193H183ZM208 194V193H207ZM211 194V193H210ZM228 194V193H227ZM247 194V193H246ZM22 195V194H21ZM100 195V194H99ZM124 195V194H123ZM123 195H121V196H123ZM166 195V194H165ZM182 195V194H181ZM192 195V194H191ZM195 195H196V193H195ZM212 195V194H211ZM248 195V194H247ZM24 196V195H23ZM80 196V195H79ZM126 196V195H125ZM140 196V195H139ZM138 196V199H137V203H139V204H143V199H142V196L141 197H139ZM144 196V195H143ZM145 196H147V195H145ZM153 196V195H152ZM197 196V195H196ZM208 196V195H207ZM233 196V195H232ZM237 196H239V194L237 195ZM101 197H103V196H101ZM101 197H98V199H96V201L94 202V204L96 205V206H100V208H99V210H101V211H103L104 213L105 212H107V211H109L108 209L109 208H112V209H114V210H117V209H119L120 208V206H123L122 204H121V201L119 200V199H117L116 197H113V196H111V197H109V199H107L106 198V200H104L103 198H101ZM180 197V196H179ZM183 197V196H182ZM200 197V196H199ZM199 197H198V199L197 200H199V202L201 203V199H199ZM216 197V196H215ZM234 197V196H233ZM244 197H246V196H244ZM9 198V197H8ZM122 198V197H121ZM137 198V197H136ZM166 198V197H165ZM201 198V197H200ZM208 198H209V196H208ZM212 198V197H211ZM235 198V197H234ZM247 198H249V197H247ZM56 199V198H55ZM175 199V198H174ZM173 199V200H174ZM178 199V198H177ZM195 199V200H196ZM203 199V198H202ZM205 199V201H206V199L207 198H204ZM244 199H246V198H244ZM130 200V199H129ZM146 200V199H145ZM149 201L148 202H150L151 203V201H150V199H148ZM170 200V199H169ZM185 200H187V198L185 199ZM192 200V199H191ZM230 200V199H229ZM247 200V199H246ZM245 200V202H247ZM250 200V199H249ZM177 201V200H176ZM175 201V202H176ZM183 201V200H182ZM188 202H189V200H187ZM186 201V202H187ZM204 201V202H205ZM221 201V200H220ZM219 201V202H220ZM232 201V200H231ZM244 201V200H243ZM163 202V201H162ZM185 202V201H184ZM191 202V201H190ZM198 202V201H197ZM208 202V201H207ZM126 203V202H125ZM132 203V202H131ZM150 203H147L146 205H149ZM179 203V202H178ZM192 203H193V201H192ZM199 203V204H200ZM212 203V202H211ZM210 203V204H211ZM251 203V202H250ZM84 204V203H83ZM181 204H183V203H181ZM180 204V206H182ZM188 204V203H187ZM202 204H204V203H202ZM207 204V203H206ZM205 204V205H206ZM209 204V202H208V205H210ZM218 204V203H217ZM145 205V204H144ZM183 205H185V204H183ZM207 205V206H208ZM11 206V205H10ZM12 206H14V205H12ZM186 206V205H185ZM185 206H183V207H181L180 209H182V208H184ZM194 206V205H193ZM204 206V205H203ZM232 206V205H231ZM239 206V205H238ZM88 207V206H87ZM188 207V206H187ZM214 207H215V205H214ZM144 208V207H143ZM146 208V207H145ZM147 208H148V206H147ZM153 208V207H152ZM194 208H196L195 206H194ZM201 208V207H200ZM208 208V207H207ZM216 208V207H215ZM219 208V207H218ZM222 208V207H221ZM230 208V207H229ZM79 209V208H78ZM84 210H86V206H85V208H83ZM149 209H150V207H149ZM179 209V210H180ZM186 209V208H185ZM92 210H93V208H92ZM114 210H113V212H114ZM183 210V209H182ZM206 210V209H205ZM210 210V209H209ZM228 210V209H227ZM111 211V210H110ZM138 211H140L139 209H138ZM151 211V210H150ZM242 211V210H241ZM78 212H81V210L80 211H78ZM84 212V211H83ZM90 212V211H89ZM94 212V211H93ZM116 212V211H115ZM146 212V211H145ZM147 212L149 213V211H148V209H147ZM146 212V213H147ZM171 212V211H170ZM175 212V211H174ZM173 212V213H174ZM212 212V211H211ZM24 213H25V211H24ZM91 213V212H90ZM89 213V214H90ZM98 213V212H97ZM100 213V212H99ZM173 213H170V215L171 214H173ZM176 213V212H175ZM183 213V212H182ZM186 213V212H185ZM195 213V212H194ZM198 213V212H197ZM96 214V213H95ZM107 215V217L111 214H109V212L108 213H106ZM178 214V213H177ZM226 214V213H225ZM231 214V213H230ZM94 215V214H93ZM149 215V214H148ZM188 215V214H187ZM193 215V214H192ZM218 215V214H217ZM90 216V215H89ZM220 216V215H219ZM222 216V215H221ZM239 216H241V215H239ZM29 217V216H28ZM47 217V216H46ZM173 217H175L174 215L171 217V218H173ZM178 217V216H177ZM233 217V216H232ZM90 218V217H89ZM95 218V217H94ZM104 218V217H103ZM164 218H165V216H164ZM179 218V217H178ZM181 218V217H180ZM188 218V217H187ZM38 219H39V217L37 216V217H35V218H33V219H31L30 221H29V223L28 222H25V220H24V222L25 223H22V224H19V225H17V227H16V229H17V234H18V236H27L28 235V233H27V231H26V228L29 226H31V228H32V226H38V227H40L41 225H39V223H38ZM81 220V219H80ZM104 220V219H103ZM110 220V219H109ZM163 220H166V218L165 219H163ZM162 220V221H163ZM168 220V219H167ZM173 220V219H172ZM174 220H175V218H174ZM187 220V219H186ZM228 220V219H227ZM100 221H101V219H100ZM110 221H112V220H110ZM180 221V220H179ZM173 222V221H172ZM177 222V221H176ZM175 222V223H176ZM184 222H186V221H184ZM97 223V222H96ZM96 223H94V229H92L95 233H96V241H97V244H98V246H104V243H105V241H104V239H103V237H101V235H99L98 234V232L100 231V229H101V226H100V222H98V225L96 226L95 224ZM135 223V222H134ZM227 223V222H226ZM106 223H104V225H105ZM165 224H167V223H165ZM164 224V225H165ZM177 224V223H176ZM182 224V223H181ZM229 224H230V222H229ZM103 225V224H102ZM173 225V224H172ZM177 225H179V224H177ZM142 226V225H141ZM168 226V225H167ZM180 226V225H179ZM109 229L111 230V232H113L115 229H116V223H111L109 226ZM162 227L164 228V227H166V226H163L162 225ZM175 227H177V226H175ZM170 229V228H169ZM173 229V228H172ZM176 229V228H175ZM178 229H180V227L178 228ZM41 230H42V238H41V242H42V244H43V246H44V248H50V247H53V246H55L56 245V242H57V244L59 243V241H60V237L59 236H56V235H52V234H50L45 228H43V227H41ZM122 230V229H121ZM160 230V229H159ZM260 230V229H259ZM16 231V230H15ZM116 231V230H115ZM168 231H170V230H167L166 232H168ZM177 231V230H176ZM79 232V231H78ZM86 232V231H85ZM197 232V231H196ZM158 233V232H157ZM251 233V232H250ZM257 233V232H256ZM83 234V233H82ZM90 234V233H89ZM133 234V233H132ZM167 234V233H166ZM258 234V233H257ZM31 235H32V233H31ZM110 236H113V235H110ZM194 236V235H193ZM39 237V236H38ZM164 237V236H163ZM162 237V238H163ZM36 238V237H35ZM111 238H113V237H111ZM161 238V239H162ZM168 239V238H167ZM110 241H112V240H114V239H109ZM129 241H131V238H129L128 239V242ZM248 241V240H247ZM168 242V241H167ZM18 243V242H17ZM86 244V243H85ZM125 244V243H124ZM81 245H82V243H81ZM126 245V244H125ZM253 245V244H252ZM251 245V246H252ZM88 246V245H87ZM59 247V249H61V250H63L62 249V245H59L58 246ZM84 247V246H83ZM259 247V246H258ZM86 248V247H85ZM255 248V247H254ZM90 249H91V247H90ZM262 249V248H261ZM20 250V249H19ZM256 250V249H255ZM260 250V249H259ZM65 251V250H64ZM263 251V250H262ZM57 252H60V250L59 251H57ZM249 252V251H248ZM256 252V251H255ZM131 253V252H130ZM54 254V253H53ZM57 253H55L54 255H56ZM66 254V253H65ZM68 255V254H67ZM132 255V254H131ZM91 256V255H90ZM238 256V255H237ZM67 257V256H66ZM133 257V256H132ZM40 258V257H39ZM11 259V258H10ZM57 259H60V258H57ZM236 259V258H235ZM245 259V258H244ZM244 259H243V261H244ZM62 260H64V259H62ZM65 261V260H64ZM243 261H239V262H243ZM245 261H247V259L245 260ZM13 262V261H12ZM67 262H69V261H67ZM66 262V263H67ZM127 262V261H126ZM128 263V262H127ZM64 264V263H63Z\"/></svg>",
    "mask_w": 264,
    "mask_h": 264
}]
</instances>
